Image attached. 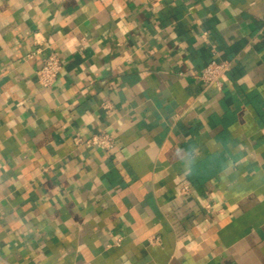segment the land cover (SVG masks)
<instances>
[{
    "label": "crops",
    "instance_id": "obj_1",
    "mask_svg": "<svg viewBox=\"0 0 264 264\" xmlns=\"http://www.w3.org/2000/svg\"><path fill=\"white\" fill-rule=\"evenodd\" d=\"M85 263L264 264V0H0V264Z\"/></svg>",
    "mask_w": 264,
    "mask_h": 264
},
{
    "label": "built area",
    "instance_id": "obj_2",
    "mask_svg": "<svg viewBox=\"0 0 264 264\" xmlns=\"http://www.w3.org/2000/svg\"><path fill=\"white\" fill-rule=\"evenodd\" d=\"M231 64L232 59L213 58L201 70L199 77L208 86L214 85L218 88H222L223 76L230 69ZM61 68L62 62L60 57L55 52L47 53L43 59L42 65L37 70L38 81L46 87L51 86L56 81ZM75 139L78 143H85L87 145L97 146L106 150H111L116 146L114 136L105 129L93 133L85 139L80 136H76ZM190 191L191 186L187 182L182 183L179 187V193L181 195H187ZM203 204L207 210L212 209L214 206L213 202H205Z\"/></svg>",
    "mask_w": 264,
    "mask_h": 264
}]
</instances>
